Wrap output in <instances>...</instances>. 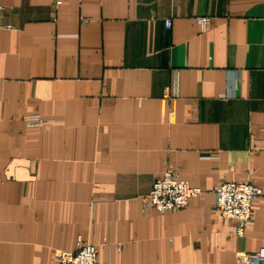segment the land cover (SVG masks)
<instances>
[{"label":"crops","instance_id":"obj_1","mask_svg":"<svg viewBox=\"0 0 264 264\" xmlns=\"http://www.w3.org/2000/svg\"><path fill=\"white\" fill-rule=\"evenodd\" d=\"M167 168L201 193L143 208ZM221 181L262 190L244 237ZM80 239L108 264L264 247V0H0V264H58Z\"/></svg>","mask_w":264,"mask_h":264},{"label":"built area","instance_id":"obj_2","mask_svg":"<svg viewBox=\"0 0 264 264\" xmlns=\"http://www.w3.org/2000/svg\"><path fill=\"white\" fill-rule=\"evenodd\" d=\"M197 23L201 31H207L211 25V17H198ZM165 25L170 29L172 19L167 18ZM27 120L36 126L44 122L39 115H33ZM213 192L216 196L214 208L225 218L234 219L237 222V236L244 237L252 217V204L262 194L261 188L250 182L221 181L214 187ZM200 193V188L192 187L186 180L180 178L177 169L167 168L163 175L155 180L152 189L142 196V206L153 207L161 212L174 211L188 205L189 201ZM97 257L98 248L83 239L79 240L76 251L59 249L55 254L58 264H108L98 262ZM237 264H264V247L256 252H239Z\"/></svg>","mask_w":264,"mask_h":264}]
</instances>
